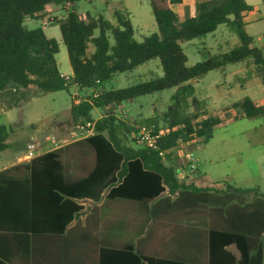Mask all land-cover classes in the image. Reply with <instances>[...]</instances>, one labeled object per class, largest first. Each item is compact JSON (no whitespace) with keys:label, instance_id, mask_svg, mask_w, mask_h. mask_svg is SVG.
Wrapping results in <instances>:
<instances>
[{"label":"trees","instance_id":"obj_1","mask_svg":"<svg viewBox=\"0 0 264 264\" xmlns=\"http://www.w3.org/2000/svg\"><path fill=\"white\" fill-rule=\"evenodd\" d=\"M83 1L87 0H0V98L8 101L9 108L48 93L103 87L96 98L73 95L70 109L73 129L87 123L94 125L93 135L82 141L96 153L94 170L73 185H66L59 150L34 158L29 185H0V232L64 234L83 210L78 201H100L106 190L108 199L147 205L157 202L155 208H176L171 198L162 197L169 190L171 195H188L185 206L190 209L220 207L221 211L216 210L223 215L224 223L210 231V264H264V192L234 186H228L227 192L201 188L179 177L180 166L167 163L175 158V152L196 141L208 143L215 128L224 123L218 117L201 120L203 115L199 113L184 114L190 101L195 107L204 105L196 97L193 82L250 59L264 84L263 49L251 47L253 39L243 22V15L252 7L245 0H212L198 5L195 18L180 23L171 5L181 0H148L158 32L138 41L131 21L120 10L115 11V22L90 14L82 19L77 9ZM52 6L64 8L67 13L58 24L73 69V77L68 79L62 76L57 63L60 44L48 38L43 28L30 30L26 26L27 19H43ZM221 25L233 29L240 46L218 56L208 55L203 62L189 67L182 44L214 33ZM153 60L160 61L162 77L129 88L104 89V84L115 76ZM169 89L176 92L163 116L168 129L160 130L157 119L148 120V124L155 123L152 126L163 132L158 149L133 147L138 129L122 119L118 110L141 97ZM232 108L238 118L264 116V106H257L249 97ZM94 110L104 116L95 120ZM10 133L7 126L0 124V154L9 148ZM238 211L246 215L247 231L241 227L233 230V212ZM230 246L240 252L239 260L227 249ZM113 253L128 255L139 264L141 259L147 264H185L140 258L131 246ZM0 264L8 263L0 260Z\"/></svg>","mask_w":264,"mask_h":264},{"label":"crops","instance_id":"obj_2","mask_svg":"<svg viewBox=\"0 0 264 264\" xmlns=\"http://www.w3.org/2000/svg\"><path fill=\"white\" fill-rule=\"evenodd\" d=\"M87 1L91 2L92 0ZM209 1L212 0H181L179 3L172 4L171 7L176 13L179 22L183 23L187 19L197 16V7L200 3ZM245 2L252 7L251 11L243 15L245 31L253 39L251 47L262 50L264 47V0H245ZM122 7L124 9H121ZM121 8L119 10H123L122 12L130 20L126 2ZM86 15L80 14L82 19H85ZM28 21L34 20L27 19L26 22ZM43 25L49 26L45 21H43ZM258 28L261 29L251 34V31ZM255 35H257V38H254ZM144 38L142 40L136 39L143 41ZM238 41L233 39L232 50L240 46L239 38ZM92 52L93 50H91ZM224 53L207 54L218 56ZM251 62L253 61L248 59L242 63L251 65ZM57 63L59 66L58 55ZM60 72L67 79L73 77L72 67L66 74L61 70ZM242 74L235 73V76L238 77ZM252 77L253 74L249 71L246 75V78H248L246 81L248 82L245 81L244 84L247 86L253 85V87L255 85L258 90L263 92L264 84L262 80L259 81V84H256L251 79ZM196 82L192 83L193 86ZM102 88L82 91L86 93L83 97H80L78 93L75 94L80 99L87 98L93 95L94 92L100 93ZM75 90L78 91L77 89ZM250 99L257 106H264V98L259 101ZM18 107L9 108L8 101L0 98V108L3 110H12ZM98 111L101 115L96 120L104 116L100 110ZM118 112L125 113L124 120L126 122L129 121L128 119L130 118L125 105ZM206 117L211 116L206 115L202 119ZM151 119H157L156 110L148 120ZM128 123L131 124V121ZM14 131L10 133L7 141L9 148L0 154V185H29L31 161L36 157L56 150L60 151L61 161L65 167L66 185H73L79 180L86 178L96 167V153L89 145L82 142L84 139L76 138V133L72 134L71 138L69 137L66 141H61L55 136H48L47 139H42L40 143L34 145L32 144L33 142H26V144L20 141L17 138V134L12 135ZM41 148L45 149V151L37 154V151ZM30 153H32V156H30ZM174 155V162L178 167L180 155H176V153ZM198 175V173L189 175L187 179L189 182L192 181L200 185L199 183L204 177L197 179L195 176ZM191 176H194V178ZM201 188L214 189L209 186ZM108 192L106 190L103 193L100 201L91 199L79 200L78 203L83 206V210L67 227L64 234L0 232V260L8 264H139L128 255H116L113 253V251L127 250L131 246L133 253L144 259L156 258L185 264H210V231L213 227L224 223L223 215L217 211H221L219 206H212L207 209L204 207L190 209L185 206L188 195L181 197L179 192L171 195L169 190H167L162 197L171 198L176 208H155L157 202H151L149 205L143 203L145 206L137 207L136 209L132 204L142 202L108 199ZM211 193L216 194L214 191ZM181 198H183L182 201ZM120 201H128L126 204H130V207L116 211L108 210L112 203ZM238 227H241L244 231L248 230L246 215L241 211L233 212V230ZM227 249L238 260L240 259V252L235 246H230ZM103 251L106 254L104 259ZM144 261L141 259L140 264H147Z\"/></svg>","mask_w":264,"mask_h":264},{"label":"rangeland","instance_id":"obj_3","mask_svg":"<svg viewBox=\"0 0 264 264\" xmlns=\"http://www.w3.org/2000/svg\"><path fill=\"white\" fill-rule=\"evenodd\" d=\"M125 2L138 40L158 32L148 0L83 1L79 3L77 12L85 15L90 14L93 17L103 16L107 21L115 22V11L125 5ZM121 9L124 8L122 7ZM66 15L64 8L52 6L45 11L42 21L26 22V26L30 30L43 28L49 38L56 40L60 44L58 62L60 70L64 74L71 69V64L67 48L61 41L58 22L62 21ZM43 21L49 26L43 25ZM260 29L251 31V34L258 32ZM256 36L254 38H257ZM233 39L239 42L232 28L221 25L214 33L183 44V50L189 59L188 66L192 67L203 62L208 58L207 53L216 55L230 52L233 49ZM111 41L113 42V40ZM225 70V72H210L207 76L198 80L194 85L196 97L204 105H198V108L190 101L189 108L184 111L185 115L199 113L203 116L220 117L224 123L215 128L213 138L208 143L196 141L193 145L190 144L185 149L180 150V153L175 152L176 155H180L178 165L185 164V156L193 153L197 163L196 170L191 175L198 173L199 175L195 176L197 179L204 177L200 181V185H197L198 187L209 186L215 190L227 192L228 186H234L243 189L256 188L263 192L264 116L253 119L243 116L238 118L236 111L232 108L233 104L246 97L256 101L263 100L264 90L262 88L263 92L258 90L255 85L253 87V85L247 86L244 84L248 80L246 75L249 71L253 74L251 79L256 84H259V81L262 80L260 71L253 62H251V65L246 63L228 65ZM235 73L243 74L236 77ZM162 76L163 69L160 61L153 60L132 72L115 76L113 80L104 84V88L107 91L129 88ZM75 93H78L80 97L86 94L85 92L72 89L70 92L45 94L24 103L17 109L3 110L2 107L0 108V124L7 126L11 132L15 130L12 135L17 134L19 136L17 138L25 143L33 142L32 144L37 145V143L41 142L40 140L47 139L48 136H55L61 141H66L69 137L71 138L72 134H78V130L73 129L70 124V109L72 107V97ZM174 93V89H169L141 97L131 104H125L130 118L128 120L138 130L140 126L155 125V123L148 124V119L156 110L158 127L160 130H167L168 122L164 121L163 116L172 105L171 98ZM122 113H119V115H123L122 119H125V113ZM92 114L95 120L101 115L98 110H94ZM122 134L124 136V132ZM76 138H81V136L78 135ZM128 141L129 143L131 142L130 137ZM131 145L139 148L135 143H131ZM44 151L45 149L41 148L37 151V154ZM174 161L172 157L167 163L176 165ZM126 203L128 201L114 202L108 210L127 209L130 204L127 205ZM132 205L136 209L137 207L145 206L143 203H133Z\"/></svg>","mask_w":264,"mask_h":264},{"label":"built area","instance_id":"obj_4","mask_svg":"<svg viewBox=\"0 0 264 264\" xmlns=\"http://www.w3.org/2000/svg\"><path fill=\"white\" fill-rule=\"evenodd\" d=\"M263 59H264V47H263ZM65 77V76H63ZM65 79H67L65 77ZM100 93L94 92L93 96L96 98L99 96ZM78 134L76 137L81 136V139H85L93 135L94 133V125L92 123H87L86 125L77 127ZM163 132H159L156 130L155 126H141L138 130L136 135V144L142 148L147 149H158V141L162 137ZM33 148V147H31ZM32 156V153H30ZM161 156H164L161 153ZM186 162L182 168L178 170L179 177L181 179H187L189 175L194 173L196 170V163L194 154L190 153L185 156Z\"/></svg>","mask_w":264,"mask_h":264}]
</instances>
